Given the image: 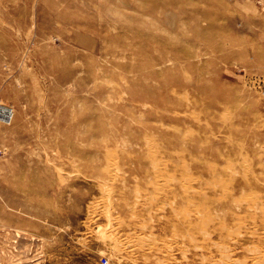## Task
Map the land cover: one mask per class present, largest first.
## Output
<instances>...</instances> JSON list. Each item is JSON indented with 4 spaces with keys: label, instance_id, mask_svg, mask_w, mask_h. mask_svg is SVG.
I'll list each match as a JSON object with an SVG mask.
<instances>
[{
    "label": "rangeland",
    "instance_id": "374dc122",
    "mask_svg": "<svg viewBox=\"0 0 264 264\" xmlns=\"http://www.w3.org/2000/svg\"><path fill=\"white\" fill-rule=\"evenodd\" d=\"M215 33L230 50L216 47ZM139 103L147 112L138 117L156 120L148 112L164 103L188 123L199 164L230 176L233 201L245 196L233 210L264 205V0H0V104L13 114L0 123V264H264V247L255 259L246 253L249 240L264 241V225L247 218L239 232L248 239L221 244L217 258L193 256L177 237L162 243L158 233L173 228L168 195L133 214L144 230L128 229L130 211L110 208V224L94 218L106 195L100 178L63 161L102 172V147L118 151L120 129L140 123ZM193 181L186 189L203 179ZM198 244L204 253L205 239Z\"/></svg>",
    "mask_w": 264,
    "mask_h": 264
},
{
    "label": "bare ground",
    "instance_id": "6f19581e",
    "mask_svg": "<svg viewBox=\"0 0 264 264\" xmlns=\"http://www.w3.org/2000/svg\"><path fill=\"white\" fill-rule=\"evenodd\" d=\"M221 37H222L221 34L215 33V39L217 40L216 42L218 43L216 44V47L219 50H223V51L230 50L229 46H225L224 44H221ZM143 98H144V95H143ZM170 103L172 105H176L179 103V101L170 100ZM156 104L158 105L157 109L156 110L152 109L150 110V112H148L149 114H153L155 116L156 120H153V121L146 119V117H138L142 114H146L147 112V111L144 112V110L142 111L141 109V106L144 109L143 103H139L137 107L132 108L134 114L136 115L135 116L136 121L140 123L134 126L133 128L125 127V128L120 129V134H121L120 136L122 137L123 143L118 149V151L114 150L115 152L113 151L111 155H108V150H109V153H111L112 150L105 148V146L102 147V156L104 158L103 159L104 164L100 166L102 168L101 169L102 172H100L99 174L97 170H92V171L90 170L87 172L86 170H83L81 166H79L78 164H75V162L71 160L63 161V164L66 166L67 165L71 167L75 166L76 168L80 169L84 173V176L88 174L91 177L100 178V182L102 185H98V186L99 187L102 186L103 191L102 190L100 191L101 193H103V195L104 194L106 195H104L103 197L104 200L101 201L102 203L104 202V204L100 208V210L99 208H97L98 210H96V204L95 206H92L93 208H91V210H93L92 214H94L93 215L94 218L95 217L98 218V216L101 215L100 218H102L103 220L105 218V220L108 221V224H110L109 222L112 220L110 213H113V212H110L112 211L111 210L112 208L119 212L130 211L131 216L128 217L129 219L127 222L128 229L132 230L135 228H139L137 230H141L140 228L144 227L143 228L144 230L147 227L146 223L143 222V220H141L142 224L140 223L141 225L139 226H142V225L143 226L139 227L135 223V220L136 221L138 220L134 218L135 215L133 214L139 210L141 211L142 205L145 203H150L149 205L152 206L153 204L149 202L150 198L154 199L155 198L154 196L159 197V196L168 195L170 199L169 202L167 203L168 217L170 220L168 223L173 228L172 229L164 228L162 229L163 230L162 232L158 233L159 236L157 237L159 238H165L166 240L168 238L171 239L170 242L163 240L164 242L162 243L175 244L176 242H174L172 239H176V237L182 240L184 239L189 243L187 244L189 248H186V249L194 251L193 256L199 257V258L202 257V260L204 256H206V258L211 256L212 259L217 258L218 253L219 252L223 253L225 250V248L222 246L223 244H232L234 246L241 244L242 246L243 245L242 240L244 239L246 240L248 238L244 236L246 235L245 233L247 231L246 232L244 231L245 233L239 232L241 231L239 229V226H240L239 221L241 220V218H247L248 219L247 222L251 223L252 225L254 224L264 225V219L257 218V216L259 215L257 209L260 207H264V205L263 204H253V205L245 204L247 206L243 208V211L236 212L235 209L233 210V208L231 207L233 206L232 204L233 199L230 195L233 194L232 192L234 191L235 188L231 184L232 180H230V176L222 173L218 169L219 166L217 165L210 164L207 162H204L202 165H200L199 163L200 161L203 160V156L199 154L196 147L191 148V147H188L186 144V137H185V131L183 129V126L187 125L188 123H181L177 119L171 118L168 114L169 110L162 108L164 103H156ZM143 123H146V124H143ZM169 128H172L174 131L173 132L169 131L168 130ZM102 134H103V131H102ZM95 151L97 150L95 149ZM189 153H191L190 157H189ZM71 162H73V164ZM59 172L61 171H58V174ZM119 176L121 179L120 181L121 183L119 182L121 184L120 188L116 187V189H112L114 182ZM200 177L203 179L202 183L200 182L201 186L192 185L190 189H186L187 180L189 179L194 180L192 182L194 183L195 179H198ZM130 180H133V181L130 182ZM129 182L132 183L131 186L129 185ZM105 187H108L109 191L113 190V192H115L116 194L114 195V200H112L113 204L112 202H110L112 195L111 193L106 191L107 188ZM165 189L167 191V194L165 192ZM241 190H242V187H241ZM243 198L245 200V196H243L241 199H239L238 202L233 201V203L236 202L235 204L237 203L242 204L245 202ZM150 206L148 207L151 208ZM164 209L162 210L163 212H164ZM116 217L118 220V216ZM147 218H150V214H148ZM245 220L246 219H243V222ZM152 222L153 221H151L150 223ZM148 228L151 229L150 231H152L154 230L155 227L152 223L151 225H148ZM252 231H255V230L252 229ZM257 231L259 230L257 229ZM252 233L251 235H253ZM113 236L115 235L113 234ZM142 237L143 236L139 238L143 239L141 241H144L145 237L144 238ZM259 237L255 238L254 244L251 242V240H249V242L247 243V245L249 246L248 248H246L245 246L246 253L250 255L249 257H251V259L257 258L256 255L260 252V249L264 247V241H262ZM139 238L137 236V239ZM199 239L200 240L205 239V243L208 244L207 249H204V253H203L202 245L198 244ZM121 240H120V243H121ZM252 240H254L253 237H252ZM147 241L149 242V238L147 239ZM153 241L151 242L154 243ZM124 242L126 243V241ZM140 244H142V242ZM216 244H218L217 246L220 247L219 249L216 246L219 249V251L214 246ZM149 246L151 248V245ZM166 247L168 248V245H166ZM198 250L201 251V253H198L197 252ZM184 251H186L187 253V250H184ZM186 253H183V254L186 255ZM189 253L190 252H188L187 254ZM221 253L219 254V256L223 255ZM185 255L184 256L182 255V256L185 258ZM230 255L227 257L230 258ZM156 258L160 260L155 259L156 261L154 262L155 264H164L163 261L166 260V259L164 260L159 257H156ZM184 258H183V261H184ZM220 258L225 259L226 256L225 257L223 256ZM260 258H262L261 255L259 256V259ZM219 260L218 262L223 261V260H220V261ZM231 261L233 264H236L237 262L236 260H231ZM231 261L229 262L231 263ZM246 261L242 262V264H246L245 263ZM203 263L204 262H202V264Z\"/></svg>",
    "mask_w": 264,
    "mask_h": 264
},
{
    "label": "built area",
    "instance_id": "2783aa9c",
    "mask_svg": "<svg viewBox=\"0 0 264 264\" xmlns=\"http://www.w3.org/2000/svg\"><path fill=\"white\" fill-rule=\"evenodd\" d=\"M8 107V106H7ZM5 107V105L0 104V123L9 124L12 114V110L10 107Z\"/></svg>",
    "mask_w": 264,
    "mask_h": 264
}]
</instances>
